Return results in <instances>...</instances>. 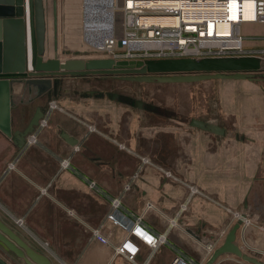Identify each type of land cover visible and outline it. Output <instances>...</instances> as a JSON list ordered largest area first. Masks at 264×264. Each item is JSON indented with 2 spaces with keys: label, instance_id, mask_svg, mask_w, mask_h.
I'll use <instances>...</instances> for the list:
<instances>
[{
  "label": "crops",
  "instance_id": "0c3cea01",
  "mask_svg": "<svg viewBox=\"0 0 264 264\" xmlns=\"http://www.w3.org/2000/svg\"><path fill=\"white\" fill-rule=\"evenodd\" d=\"M78 1L43 0L44 15L54 20V2L59 29L66 5ZM248 34L262 37L264 31ZM262 45L261 40L248 42V48ZM105 76L109 75L58 76L32 101H26L22 91L24 102L11 112L14 130L25 128L37 106L47 110L54 101L57 107L48 112L36 144L19 147L0 131V219L30 244L12 218L24 217L38 235L69 252L64 257L73 264H170L178 255L202 258L209 243L221 245L237 222L225 209L229 208L255 222L238 228L235 244L264 261V80L163 83L179 90L163 95L161 101L154 98L158 90L148 96L110 92L100 81ZM201 82H211L214 105ZM193 119L215 123L224 133L193 126ZM87 125L96 131L88 132ZM139 155L170 170L177 180L146 166L124 193L122 207L107 218L110 197L122 192ZM67 156L70 166L62 169L60 160ZM12 161L15 168L7 170ZM186 184L201 193L192 195L180 211L189 197ZM133 215H141L155 233L167 231V242L154 251L139 243L138 254L129 261L116 255L113 246L90 238V228L103 223L102 232L111 243H119ZM214 264L252 263L225 253Z\"/></svg>",
  "mask_w": 264,
  "mask_h": 264
},
{
  "label": "built area",
  "instance_id": "2783aa9c",
  "mask_svg": "<svg viewBox=\"0 0 264 264\" xmlns=\"http://www.w3.org/2000/svg\"><path fill=\"white\" fill-rule=\"evenodd\" d=\"M251 7H247V3ZM85 5V0H84ZM99 3L96 14L100 15ZM248 13L250 17H248ZM86 10L84 7V44L95 57H108L114 60H141L163 58L241 57L255 56L264 59V35L246 34L242 30L245 24H264V0H122L121 4L112 0L111 17L107 27L97 23L95 32L103 33L100 40L86 37ZM105 30V32H104ZM261 40L263 47L248 48V42ZM57 107L50 101L47 110L38 124L26 136V144L38 142V134L47 125L48 112ZM88 132L96 131L94 125H87ZM120 149L130 150L118 143ZM139 163L130 178L124 183L122 192L110 197V211L107 218H113V212L122 207V197L132 187L146 166H152L166 177L177 180L172 172L154 163L148 156L139 155ZM70 157L60 160L62 169L70 166ZM15 168V161L7 164V170ZM189 197L180 205L184 210L189 198L201 193L196 186L186 184ZM89 187L95 183L89 181ZM231 219L241 220L240 228L255 226L254 220L247 214L225 208ZM14 223L27 229L24 217H12ZM174 223V222H173ZM103 223L90 228V238L106 247L113 246L114 253L129 261H134L139 252V243L150 247L152 251L167 242V231L155 233L149 230L141 215H133L132 223L126 227V234L117 244L111 243L102 232ZM48 247L47 241L42 242ZM217 244L209 243L202 258L175 256L170 264H205ZM59 264H73L60 261Z\"/></svg>",
  "mask_w": 264,
  "mask_h": 264
},
{
  "label": "water",
  "instance_id": "95a60500",
  "mask_svg": "<svg viewBox=\"0 0 264 264\" xmlns=\"http://www.w3.org/2000/svg\"><path fill=\"white\" fill-rule=\"evenodd\" d=\"M52 9L56 32L54 2ZM44 17L43 0H0V131L7 137L14 138L19 147L23 146L26 136L43 117L45 109L37 106L23 130L12 129V109L18 103L24 102L22 91L27 90L35 97H40L52 87L53 79L58 76L105 74L129 81L158 83L210 79L264 80V59L255 56L163 58L144 61L114 60L108 57L61 60L56 55L55 33L54 55L45 58ZM33 99L31 97L28 101ZM140 103L138 100L137 104ZM191 124L216 134L224 133L223 128L209 121L193 119ZM240 224L241 220H237L205 264H214L225 253H233L252 264H264V261L244 253L235 244L236 231ZM0 243L26 264H53L47 255L34 249L1 219ZM0 264L8 262L0 256Z\"/></svg>",
  "mask_w": 264,
  "mask_h": 264
},
{
  "label": "rangeland",
  "instance_id": "374dc122",
  "mask_svg": "<svg viewBox=\"0 0 264 264\" xmlns=\"http://www.w3.org/2000/svg\"><path fill=\"white\" fill-rule=\"evenodd\" d=\"M108 4H107V3ZM121 4L122 0H115ZM99 3L100 15L97 16L96 9ZM75 4V3H74ZM66 18L60 21L59 29L56 28V32H54V20H52L51 15L45 16V53L44 56L46 58L52 57L54 55L53 44H54V33H55V42H56V55L61 59L67 58H93L95 54L87 48L84 44V7L87 12L86 14V24L88 25V29L86 32V37H93L94 39H101L103 33L95 32V26L97 23L103 24L104 27H107L110 17H111V6L112 0H79L75 6L73 3H68L66 5ZM71 17H70V16ZM58 27V23H57ZM242 30L248 34L255 31H264V24H245L242 26ZM105 32V30H104ZM99 57V55H97ZM97 75V74H93ZM98 77V76H95ZM100 81L103 83L106 82V86L108 90L113 92H118L119 94L123 93H131V95H154L155 91L158 90V93L154 95L156 100L163 101V95L168 96L169 94L175 95L179 90L177 87L172 88V86H167L163 83L158 82H136L129 80H121L120 78H115L112 75L101 77ZM203 83V82H201ZM211 82H204V85H207L208 90L206 95L211 99L209 100L211 105H214L213 96L210 95L212 91ZM180 82H175L173 85L178 86ZM202 84V85H203ZM104 85V84H103ZM205 90V93H206ZM179 94V93H178ZM188 94V93H186ZM207 102L205 100V106ZM25 225L27 229H22L24 231L23 236L32 244L36 246V248H40L44 253L50 256V260L54 264H59L60 261L65 263H70L71 261L66 257L69 252L64 250H58L47 237H43V235H38L33 229L28 227V224L25 221ZM15 226V225H14ZM17 227V226H16ZM15 227V228H16ZM19 228V227H18ZM18 230V229H16ZM90 232V231H89ZM47 241L49 243L48 247H45L42 242ZM42 253V252H41ZM43 253V254H44ZM0 256L8 262V264H26L24 261L18 257H16L11 251H9L2 243H0ZM66 256V257H64Z\"/></svg>",
  "mask_w": 264,
  "mask_h": 264
},
{
  "label": "flooded vegetation",
  "instance_id": "af4514ba",
  "mask_svg": "<svg viewBox=\"0 0 264 264\" xmlns=\"http://www.w3.org/2000/svg\"><path fill=\"white\" fill-rule=\"evenodd\" d=\"M117 77V76H116ZM119 78V77H118ZM121 79V78H120ZM24 92H26L27 94V98L25 99L26 101H28V99H30L31 97L35 98L34 94L32 92H28L27 90H24ZM43 95V94H42ZM25 98V97H24Z\"/></svg>",
  "mask_w": 264,
  "mask_h": 264
},
{
  "label": "bare ground",
  "instance_id": "6f19581e",
  "mask_svg": "<svg viewBox=\"0 0 264 264\" xmlns=\"http://www.w3.org/2000/svg\"><path fill=\"white\" fill-rule=\"evenodd\" d=\"M247 7L249 8V7H251V3L250 2H248L247 3ZM248 17H250V14L248 13ZM86 26L88 27V25L86 24ZM87 35V34H86ZM96 40H100V39H96ZM27 95V94H26Z\"/></svg>",
  "mask_w": 264,
  "mask_h": 264
}]
</instances>
